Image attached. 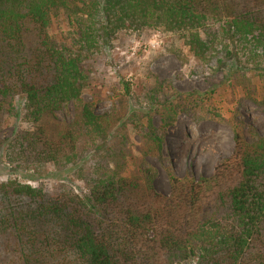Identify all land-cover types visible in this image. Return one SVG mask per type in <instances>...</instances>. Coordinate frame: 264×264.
Returning <instances> with one entry per match:
<instances>
[{
	"label": "trees",
	"instance_id": "trees-1",
	"mask_svg": "<svg viewBox=\"0 0 264 264\" xmlns=\"http://www.w3.org/2000/svg\"><path fill=\"white\" fill-rule=\"evenodd\" d=\"M60 18L63 41L51 35ZM151 29L183 35L213 73L240 54L264 62V0H0V99L21 97L33 126L14 133L7 162L18 172L71 164L80 140L73 130L104 136L109 117L83 100L85 63L121 33ZM168 89L159 83L147 98L160 126L149 119L146 138L159 154L179 113L203 108L200 95ZM69 104L77 122L55 134L46 124ZM6 109L0 103V118L12 117ZM234 142L211 176L169 174V197L142 169L108 175L86 194L0 182V239H14L18 264H264V136L249 142L235 125Z\"/></svg>",
	"mask_w": 264,
	"mask_h": 264
},
{
	"label": "rangeland",
	"instance_id": "rangeland-1",
	"mask_svg": "<svg viewBox=\"0 0 264 264\" xmlns=\"http://www.w3.org/2000/svg\"><path fill=\"white\" fill-rule=\"evenodd\" d=\"M68 32L61 18L51 29L52 37L58 41L69 37ZM85 70L87 87L83 100L94 106L98 116L109 117L106 134L99 136L76 128L73 131L80 140L75 161L18 172L7 162L5 148L18 129L33 126L23 116L26 103L21 97L0 99L12 116L0 118L1 183L17 180L51 195L68 188L86 194L93 182L108 175L117 172L136 177L142 169L151 172L156 192L169 197L172 191L169 174L178 179L199 180L211 176L222 159L232 156L235 125L242 126L249 142L264 136L261 60L252 63L247 55H236L213 73L208 63L193 55L183 35L151 29L121 33L111 47L86 61ZM159 83L163 89L170 86L173 90L166 93L173 96L196 94L203 100V108L179 113L167 131L160 154L151 150L146 138L150 120L154 127L160 126V115L149 112L147 100ZM76 116V106L69 104L46 125L58 134L71 130ZM13 243L14 239L6 242L0 239L1 264H18Z\"/></svg>",
	"mask_w": 264,
	"mask_h": 264
},
{
	"label": "bare ground",
	"instance_id": "bare-ground-1",
	"mask_svg": "<svg viewBox=\"0 0 264 264\" xmlns=\"http://www.w3.org/2000/svg\"><path fill=\"white\" fill-rule=\"evenodd\" d=\"M160 145V144H159Z\"/></svg>",
	"mask_w": 264,
	"mask_h": 264
}]
</instances>
